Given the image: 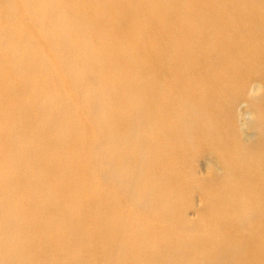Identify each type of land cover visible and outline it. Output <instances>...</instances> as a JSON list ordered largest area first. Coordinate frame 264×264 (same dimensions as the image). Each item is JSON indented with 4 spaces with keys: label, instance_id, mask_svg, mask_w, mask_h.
<instances>
[{
    "label": "bare ground",
    "instance_id": "6f19581e",
    "mask_svg": "<svg viewBox=\"0 0 264 264\" xmlns=\"http://www.w3.org/2000/svg\"><path fill=\"white\" fill-rule=\"evenodd\" d=\"M0 264H264V0H0Z\"/></svg>",
    "mask_w": 264,
    "mask_h": 264
},
{
    "label": "rangeland",
    "instance_id": "374dc122",
    "mask_svg": "<svg viewBox=\"0 0 264 264\" xmlns=\"http://www.w3.org/2000/svg\"><path fill=\"white\" fill-rule=\"evenodd\" d=\"M260 93H261V91H260ZM260 93L258 92V94H260ZM249 118H250V116H248V115H244L243 118H241V119H242V124H245ZM241 131H242V132H246V131H247L246 127L242 126V127H241ZM195 202H196L197 204L199 203V202H197L196 200H195ZM189 217H191V215H189Z\"/></svg>",
    "mask_w": 264,
    "mask_h": 264
}]
</instances>
